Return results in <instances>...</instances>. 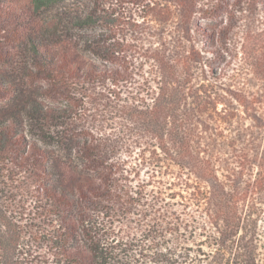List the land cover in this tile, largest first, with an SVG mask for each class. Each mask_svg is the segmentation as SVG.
<instances>
[{
	"label": "trees",
	"instance_id": "obj_1",
	"mask_svg": "<svg viewBox=\"0 0 264 264\" xmlns=\"http://www.w3.org/2000/svg\"><path fill=\"white\" fill-rule=\"evenodd\" d=\"M132 2L146 6L150 16L163 17L162 8L151 0ZM259 2L264 8V0ZM104 4L105 0H0L1 37L9 46L26 48L34 66L21 77L9 74L7 68L15 62L0 43V103L9 105L0 106V264H228L227 253L233 264H259L247 229L244 237L238 235L242 223L236 208L245 204L240 209V214L245 212L243 221L264 210V171H257L242 191L235 186L226 191L214 181L202 184L204 192L200 191L199 180L190 184L191 173L183 177L181 169L186 166L178 159L191 155L192 146L179 132L182 125L172 120L166 132L176 146L159 129L152 131L156 133V161L180 169L170 173L176 182L164 180L153 169L150 182L140 188L129 186L124 177L128 170L119 161H110L104 142L88 131H76L70 104L47 105L28 93V78L52 84L40 88L41 93L128 81L133 69L126 54L129 46L116 38L119 21ZM203 31L213 39L223 30ZM156 61L159 65L166 62L162 57ZM159 106L153 102L148 112L154 113ZM247 164L243 167H252ZM182 185L192 190L183 189L187 195L173 191L169 196L168 190ZM19 196L34 199L37 205L40 225L28 238L41 243L38 251L26 240L11 209L12 205L19 209ZM167 196L180 197L189 214L173 208L176 204L167 201ZM205 206L210 221L207 237L213 241L207 262L202 252H189L183 232L193 207ZM131 216L138 217L141 233L132 225Z\"/></svg>",
	"mask_w": 264,
	"mask_h": 264
},
{
	"label": "rangeland",
	"instance_id": "obj_2",
	"mask_svg": "<svg viewBox=\"0 0 264 264\" xmlns=\"http://www.w3.org/2000/svg\"><path fill=\"white\" fill-rule=\"evenodd\" d=\"M151 1L162 8L160 20L150 16L146 6L139 7L132 0H105L108 14L120 24L116 38L129 46L126 54L133 69L127 82L118 86L107 81L81 88L72 85L76 89L41 93L40 88H51L52 84L41 78H28L26 89L44 104H70L75 112L72 118L76 131H88L104 142L110 161H119L128 170L124 177L129 186L140 188L150 182L153 169L154 174L164 175V180L176 182L170 173L180 169L163 160L156 161V133L152 131L159 129L169 144L176 146L166 132L173 120L182 125L179 132L192 146L191 155L178 159L186 166L181 169L184 179L191 173L190 184L199 180L198 189L202 192V184L210 181L226 191H231L232 186L242 191L257 171H264V8L259 0ZM216 27L223 31L218 37L207 38L203 29ZM5 42L0 34V43L10 50L15 62L7 68L9 74L21 77L26 68L34 70L26 48ZM156 57L166 62L159 65ZM156 101L159 109L148 112ZM1 105L9 106L6 101ZM27 136L31 140L36 138ZM247 162L252 164L249 169L243 167L249 165ZM1 183L0 178V187ZM175 186L168 190L169 196L175 194L173 191L187 195L183 189L192 190L186 185L180 189ZM147 189L150 191L151 186ZM18 199L19 209L13 205L11 209L23 226L26 240L38 251L41 243L28 238L29 232L40 225L37 205L31 198ZM167 201L176 204L173 208L189 214L180 197L167 196ZM241 208H245L244 203L236 208L242 223L238 235L244 237L247 229L257 262L264 264V210L243 221L245 212L240 214ZM207 210V206L193 207L192 217L186 222L187 230H183L189 252H202L201 258L206 262L211 259L209 245L213 243L207 237L210 233ZM137 219L131 216L130 221L141 233ZM224 258L228 264L234 263L231 254Z\"/></svg>",
	"mask_w": 264,
	"mask_h": 264
}]
</instances>
